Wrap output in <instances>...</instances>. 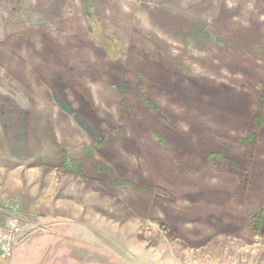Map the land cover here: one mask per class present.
<instances>
[{"label":"rangeland","instance_id":"obj_1","mask_svg":"<svg viewBox=\"0 0 264 264\" xmlns=\"http://www.w3.org/2000/svg\"><path fill=\"white\" fill-rule=\"evenodd\" d=\"M80 215L264 259V0H0V229Z\"/></svg>","mask_w":264,"mask_h":264},{"label":"crops","instance_id":"obj_2","mask_svg":"<svg viewBox=\"0 0 264 264\" xmlns=\"http://www.w3.org/2000/svg\"><path fill=\"white\" fill-rule=\"evenodd\" d=\"M73 217L59 216L32 228L20 238L10 257L0 258V264H183L156 261L152 249L137 252L122 243L120 232L107 231L99 217ZM259 261L264 264V259Z\"/></svg>","mask_w":264,"mask_h":264},{"label":"built area","instance_id":"obj_3","mask_svg":"<svg viewBox=\"0 0 264 264\" xmlns=\"http://www.w3.org/2000/svg\"><path fill=\"white\" fill-rule=\"evenodd\" d=\"M24 230L23 223L16 217L7 220L0 229V258L7 259L14 251L22 237Z\"/></svg>","mask_w":264,"mask_h":264}]
</instances>
